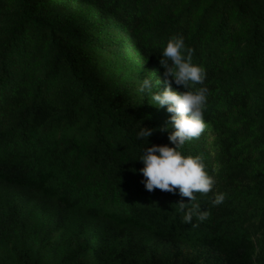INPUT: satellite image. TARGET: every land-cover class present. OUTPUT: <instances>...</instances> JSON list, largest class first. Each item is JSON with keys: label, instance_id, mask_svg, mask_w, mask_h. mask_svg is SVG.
Masks as SVG:
<instances>
[{"label": "trees", "instance_id": "trees-1", "mask_svg": "<svg viewBox=\"0 0 264 264\" xmlns=\"http://www.w3.org/2000/svg\"><path fill=\"white\" fill-rule=\"evenodd\" d=\"M173 36L206 73V128L179 149L215 181L194 202L149 192L138 160L174 147L139 91L164 90ZM119 53L141 70L99 66ZM0 264H264V0H0Z\"/></svg>", "mask_w": 264, "mask_h": 264}, {"label": "clouds", "instance_id": "clouds-1", "mask_svg": "<svg viewBox=\"0 0 264 264\" xmlns=\"http://www.w3.org/2000/svg\"><path fill=\"white\" fill-rule=\"evenodd\" d=\"M192 54L191 48H185L182 36L171 37L163 48V58L160 60L164 68V90L153 91L159 85V80L153 83L147 77L143 79L139 91L144 93L147 90L151 94L152 104L167 106V111L172 114L170 121L175 130L169 134V140L174 147L152 144L144 148L138 160L143 162L144 167L140 172L145 177V187L149 192L159 189L175 193L179 189L182 197L194 202V193H209L215 181L205 170L199 156H185L179 150L186 141L198 139L206 128L204 110L208 90L206 87L190 90L191 87L204 83L206 73L202 67L192 62ZM173 82L177 86H183L185 90H173ZM166 128L167 126L161 128V131ZM154 131L153 128L141 126L137 137L148 142V137ZM224 199L225 194L219 193L213 204L218 205ZM200 209L199 203L188 207L183 201L179 202V211L183 213L182 222L191 223L193 216L201 221L205 220L209 213Z\"/></svg>", "mask_w": 264, "mask_h": 264}, {"label": "rangeland", "instance_id": "rangeland-1", "mask_svg": "<svg viewBox=\"0 0 264 264\" xmlns=\"http://www.w3.org/2000/svg\"><path fill=\"white\" fill-rule=\"evenodd\" d=\"M53 11V15L55 17H59L61 19L66 18L70 15V11L67 10H63V9H59L57 8V6H53L52 8ZM104 50H113V51H120V52H126L123 48H121V46H115V47H106ZM118 55H120L119 58L116 59H101L100 61V67L103 66V64H107L108 66L111 65H116L117 66V73L120 74L121 76H123V78H127L130 77L132 72H137L139 70H141L140 65L137 64V62L134 60V57L131 56L130 54H127L126 56H124V53H119Z\"/></svg>", "mask_w": 264, "mask_h": 264}]
</instances>
